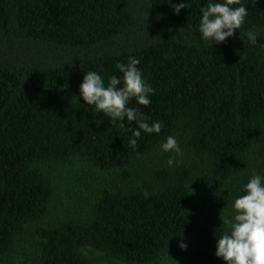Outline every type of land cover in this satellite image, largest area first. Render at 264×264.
<instances>
[{
  "label": "trees",
  "instance_id": "1",
  "mask_svg": "<svg viewBox=\"0 0 264 264\" xmlns=\"http://www.w3.org/2000/svg\"><path fill=\"white\" fill-rule=\"evenodd\" d=\"M179 2L0 0V264H11L30 230V264H91L83 247L151 264L182 240L186 264H225L215 255L225 225L212 197L233 202L253 171L264 175V0L246 4L241 29L209 46L196 31L208 0H185L176 13ZM249 29L259 31L256 44ZM129 56L155 90L149 105L130 103L163 123L135 149L130 132L79 96L85 72L107 83ZM168 135L184 152L172 167L174 153L157 155ZM72 158L112 180L47 220L49 170Z\"/></svg>",
  "mask_w": 264,
  "mask_h": 264
},
{
  "label": "clouds",
  "instance_id": "2",
  "mask_svg": "<svg viewBox=\"0 0 264 264\" xmlns=\"http://www.w3.org/2000/svg\"><path fill=\"white\" fill-rule=\"evenodd\" d=\"M255 0H208L200 7V19L196 31L200 42L209 46L212 42L221 43L241 29L248 16L246 4ZM185 0L176 3L174 12L185 8ZM244 35L250 44L257 43L259 31L247 30ZM140 60L129 56L126 62L118 61L116 69L121 74L110 75L107 83L101 74L94 70L84 73L79 85V96L87 105L94 106L97 112L109 117L112 123L129 133L127 145L137 147L141 133H159L163 127L160 120H152L137 105L147 106L154 94L142 70L137 67ZM132 123L136 127H131ZM164 152L174 153L166 161L169 167L178 165L176 156H183V151L174 135H168L160 144ZM232 213L223 219L225 230L215 237V255L225 264H264V175L253 171L243 185L242 194L237 195L231 204ZM181 250L187 248L183 241L178 243Z\"/></svg>",
  "mask_w": 264,
  "mask_h": 264
},
{
  "label": "rangeland",
  "instance_id": "3",
  "mask_svg": "<svg viewBox=\"0 0 264 264\" xmlns=\"http://www.w3.org/2000/svg\"><path fill=\"white\" fill-rule=\"evenodd\" d=\"M56 93L58 95L62 92ZM63 94L64 97L68 96L66 92ZM163 152L160 149L157 155L162 156ZM49 176L55 183L56 194L50 204L46 216L47 220H58L65 217L66 214H70L73 210L71 209L72 206L76 205L84 190L101 185L106 180H112L111 176H105L95 171L81 158H72L69 162L62 165H52L49 170ZM211 203L221 216L231 215L232 201L223 193L217 192L212 197ZM182 241L187 244L186 249L181 250L178 247V243L181 242L179 241L171 249L167 250L156 262L151 264H186V256L189 252L188 243L184 240ZM36 243L37 237L33 231L26 232L18 241L15 249L7 256V260L11 264H30L36 256ZM80 253L91 264H127L119 260L109 259L104 253L89 247L81 248Z\"/></svg>",
  "mask_w": 264,
  "mask_h": 264
}]
</instances>
